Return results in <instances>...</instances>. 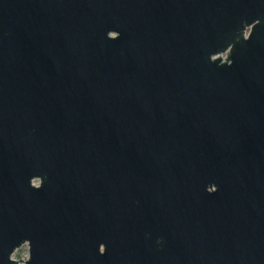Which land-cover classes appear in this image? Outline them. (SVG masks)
I'll list each match as a JSON object with an SVG mask.
<instances>
[{"label":"water","instance_id":"water-1","mask_svg":"<svg viewBox=\"0 0 264 264\" xmlns=\"http://www.w3.org/2000/svg\"><path fill=\"white\" fill-rule=\"evenodd\" d=\"M25 243L264 264V0H0V264Z\"/></svg>","mask_w":264,"mask_h":264},{"label":"rangeland","instance_id":"rangeland-1","mask_svg":"<svg viewBox=\"0 0 264 264\" xmlns=\"http://www.w3.org/2000/svg\"><path fill=\"white\" fill-rule=\"evenodd\" d=\"M223 56H225V53H223ZM13 257L19 261V264H25V260L29 257L28 243H25L19 248H17L13 254ZM21 258L23 260H21Z\"/></svg>","mask_w":264,"mask_h":264}]
</instances>
